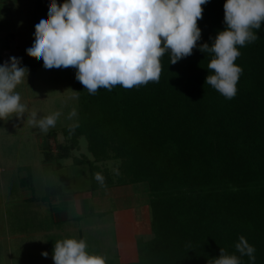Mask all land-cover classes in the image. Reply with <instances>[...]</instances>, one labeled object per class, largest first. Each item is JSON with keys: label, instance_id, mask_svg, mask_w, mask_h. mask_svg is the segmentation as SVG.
Wrapping results in <instances>:
<instances>
[{"label": "trees", "instance_id": "16d2710c", "mask_svg": "<svg viewBox=\"0 0 264 264\" xmlns=\"http://www.w3.org/2000/svg\"><path fill=\"white\" fill-rule=\"evenodd\" d=\"M225 2L201 6L197 47L174 65L166 53L159 82L89 94L76 80L80 123L62 130L68 143L55 154L44 147V160L60 168L85 137L92 158L73 164L87 167L89 192L98 189V164L109 160L121 161L119 172H106L102 187L142 186L152 237L136 240L137 261L127 264H207L219 249L251 264L235 249L240 236L264 264V22L258 39L238 48L243 71L226 99L205 84L213 54L199 51L226 30ZM61 195L60 186L45 188L46 200Z\"/></svg>", "mask_w": 264, "mask_h": 264}, {"label": "clouds", "instance_id": "9594fccd", "mask_svg": "<svg viewBox=\"0 0 264 264\" xmlns=\"http://www.w3.org/2000/svg\"><path fill=\"white\" fill-rule=\"evenodd\" d=\"M209 0H65L58 5L50 0L47 19L35 25L34 43L26 50L28 57L42 60L45 69H76L75 79L89 94L99 89L111 91L120 86L132 89L159 82L161 59L170 54V63L192 55L201 38L198 21L202 5ZM226 30L215 36L211 46L199 51L213 54L205 84L226 99L236 95L242 68L235 61L238 48L258 39L256 31L264 22V0H226L223 4ZM255 30V31H254ZM28 69L10 57L0 64V120L21 117L28 112L16 88L26 79ZM73 92V91H72ZM78 94L77 92H73ZM62 115L57 111L38 117L27 116L28 124L46 133ZM75 110L69 113L72 119ZM94 178L104 186V177ZM240 256L255 264V248L244 236L235 244ZM219 257L207 264H242L237 255L219 249ZM47 258L48 253L42 252ZM54 264H106L107 257L90 253L85 239L65 238L54 244Z\"/></svg>", "mask_w": 264, "mask_h": 264}, {"label": "rangeland", "instance_id": "374dc122", "mask_svg": "<svg viewBox=\"0 0 264 264\" xmlns=\"http://www.w3.org/2000/svg\"><path fill=\"white\" fill-rule=\"evenodd\" d=\"M64 2L65 0H56L58 5ZM49 3L50 0H0V33L10 32L7 36L13 35L9 36L11 38L9 40L11 42L10 49L0 53V64H2V55L9 52L20 60L21 67L28 69L26 79L15 90L20 94L21 102L27 106L28 112L19 118L13 116L6 121L0 120V264H15L16 262V258L8 252L11 236L18 233L26 234V230L28 233L39 234L40 228L31 226L32 221L37 218L51 220L50 208L45 209L46 206L41 203L46 187L60 186L62 197L77 191L86 193L85 195L88 196V188L92 183L87 167L73 164V157L92 158L87 148V140L83 136L78 139L79 148L71 152L72 158L60 160V163L63 164L60 168L55 167L56 161L47 162L44 160V147L48 145L52 154H55L58 144L68 143L62 130L79 124L81 120L78 95L73 93L77 92L75 69L71 67L45 69L42 60L30 58L26 54V50L34 43L35 25L41 19H47ZM11 32L16 33V38L20 36L21 44L15 40V35ZM0 38L2 39L1 35ZM0 41H2L0 43L2 45L4 40ZM72 110H75L77 115L69 119L68 116ZM31 111H36L38 117H44L57 111L62 115L58 118L56 125L44 133L28 124L27 116ZM49 133L52 134L48 135ZM120 164V160L99 163V172L102 175L107 172L114 179L119 172ZM27 173L31 176L30 181H23L19 178ZM26 184L28 185L26 186ZM103 188L106 187H102L98 182V189L103 190ZM138 188L142 192L140 200L148 198L142 186L140 185ZM29 197L32 200H28V202L34 204L32 211L28 209L30 206L27 208L16 204H24L23 202ZM107 201V197L100 194L91 199V202H95L96 206L90 202L93 213L89 218L100 219L102 225L93 227L90 232H85L82 229L83 222L76 221L74 226L78 231L77 234L74 233L76 231L57 235L49 233L44 242H33L35 247L32 246V249H37L36 252L45 251L49 255L58 240L85 239L90 253L107 257L106 264H118L119 245L115 224L112 222L117 207L113 200H110L109 203ZM107 203L108 206H106ZM104 207L105 213L100 214V209ZM80 231L82 235H78ZM151 237L150 229L148 234L141 235L137 239L146 241ZM19 244L22 251L20 252L21 260L26 264L43 261L37 259L38 253L34 254L35 258H33L31 252L27 251L28 247H26L24 239Z\"/></svg>", "mask_w": 264, "mask_h": 264}, {"label": "crops", "instance_id": "0c3cea01", "mask_svg": "<svg viewBox=\"0 0 264 264\" xmlns=\"http://www.w3.org/2000/svg\"><path fill=\"white\" fill-rule=\"evenodd\" d=\"M8 33L10 32L0 33L2 39L4 40L3 44L0 45V53L1 51L10 49L11 47V42H9L11 38L9 36L12 37L13 35L7 36ZM12 33L14 35L16 34L15 32H11V34ZM2 39L0 38V40ZM15 40L19 41L20 44L22 42L20 36L16 38L15 35ZM1 42L2 41H0V43ZM27 176L31 178L30 174L28 173L22 177L20 176L19 178L23 180ZM141 193L142 192L136 185H122L106 187L103 188V190L98 189L93 192H89L88 196L85 195L86 193L74 192L71 195L63 196L62 198L57 196L50 197L46 200L44 199L43 195V197L41 198V203L46 206L45 209H47L48 207L50 208L52 215L51 220L47 221V219L37 218L35 219L36 221H32L31 226H37L40 228L39 234L34 232L28 233L26 230V234L18 233L11 236L9 239L11 244L8 247V252H10L12 257L16 258L15 264H26L21 260L22 256L20 255V252L22 251L19 244L24 239L25 244L27 245L26 247H28L27 251L31 252L33 258H35L34 254L38 253L36 256L37 259L43 260L38 262L35 261L33 264H54V261L52 259L53 251H50L51 254H49L47 258L42 257L41 251L36 252L37 249H32V246L35 247L33 242H44L46 240L45 237L49 233L52 235H57L59 233L63 234V232H67L66 234H70V232L76 231L74 233L77 234L78 231L74 226L76 225V221L83 222L82 229L85 232H90L93 230V227L102 225L100 224V219H92L89 218V216L91 215V213H93V209L90 208L91 199H93L94 196L104 194V196L107 197V202L109 203L110 200H113L117 207V210L114 211L112 222L115 224L116 238L119 245L118 264L135 262L137 261L136 240L139 236L148 234V230H150V209L148 205V198L140 200ZM28 200L31 201L32 198H26V201L23 202L24 204H16L26 206L27 208L28 206H30L28 209L32 211L34 204L28 202ZM108 203L106 206H108ZM92 204L96 206L95 202H93ZM104 209L105 207L100 209V214L105 213ZM139 212L141 213V215ZM76 215H78V217H76ZM31 219L33 218L31 217ZM83 230L81 231L83 232ZM81 231L80 233H78V235H82Z\"/></svg>", "mask_w": 264, "mask_h": 264}, {"label": "built area", "instance_id": "2783aa9c", "mask_svg": "<svg viewBox=\"0 0 264 264\" xmlns=\"http://www.w3.org/2000/svg\"><path fill=\"white\" fill-rule=\"evenodd\" d=\"M10 57H14V56L11 55L9 52L4 53V55H2V57H1V63L4 64V63L8 62Z\"/></svg>", "mask_w": 264, "mask_h": 264}, {"label": "bare ground", "instance_id": "6f19581e", "mask_svg": "<svg viewBox=\"0 0 264 264\" xmlns=\"http://www.w3.org/2000/svg\"><path fill=\"white\" fill-rule=\"evenodd\" d=\"M140 213V212H139ZM138 215V214H137ZM140 215H141V213H140ZM141 219V218H140ZM127 244V243H126ZM126 248H127V246H126Z\"/></svg>", "mask_w": 264, "mask_h": 264}]
</instances>
